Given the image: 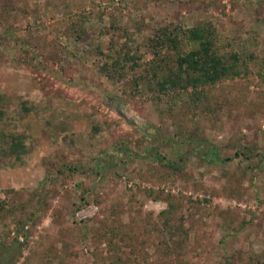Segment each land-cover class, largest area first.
<instances>
[{
  "label": "rangeland",
  "instance_id": "rangeland-1",
  "mask_svg": "<svg viewBox=\"0 0 264 264\" xmlns=\"http://www.w3.org/2000/svg\"><path fill=\"white\" fill-rule=\"evenodd\" d=\"M201 20L220 52H264V0H0V148L19 134L29 149L0 152V198L44 201L4 264H264V79L221 82L192 109L146 71L149 36ZM199 135L230 160L208 161Z\"/></svg>",
  "mask_w": 264,
  "mask_h": 264
},
{
  "label": "trees",
  "instance_id": "trees-1",
  "mask_svg": "<svg viewBox=\"0 0 264 264\" xmlns=\"http://www.w3.org/2000/svg\"><path fill=\"white\" fill-rule=\"evenodd\" d=\"M114 34H120L118 29L114 31ZM148 40L147 44L152 53V60L147 64V73L156 78L155 83L162 92L166 93L176 87L183 88L184 91L188 92V107L192 109L199 108L202 103L205 105L204 107L210 106L206 100L208 99L206 90L207 88H214L221 82L226 83L236 77L247 76L248 74H256L264 79V52H238L235 50L227 53L220 52L216 44L218 35L210 21L201 20L196 25L188 27L179 24L161 26L153 35L149 36ZM15 47L21 50H31L27 43L22 42L16 43ZM15 47H12V50ZM0 50H7L1 37ZM136 60L137 57L133 54L124 53L121 61L115 59L112 64L114 67L117 61L118 68H124L131 61L129 67L133 69L136 66ZM5 99L4 95H0L2 104ZM210 110L214 112V108ZM5 114L6 111L1 105L0 120ZM3 136H8L9 139L5 148H0V152L5 154L9 162H21L24 155L29 152L21 136L19 134ZM189 136L191 139L195 138L193 135ZM199 136L198 138L202 143L198 145V152L201 151L208 161L225 162L230 160V157H220L217 149L213 148L203 136ZM122 149L129 156L134 155L141 158L150 156L158 161L164 160L158 153L146 151L135 154L128 148ZM244 149L248 150V147H244ZM240 153L247 156L244 150ZM166 164L171 166L168 161ZM35 199L37 200L32 205V201ZM43 202L36 190L31 191L27 197L20 195V199L0 198V221L9 220L10 229L7 230V234L15 232L10 242L0 238V264H4L7 260H13L22 253L28 244V237L32 232L31 228L38 223L44 209Z\"/></svg>",
  "mask_w": 264,
  "mask_h": 264
}]
</instances>
